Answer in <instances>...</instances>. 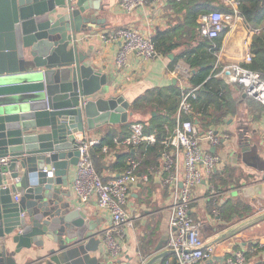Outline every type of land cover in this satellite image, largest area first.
<instances>
[{
  "label": "water",
  "instance_id": "water-1",
  "mask_svg": "<svg viewBox=\"0 0 264 264\" xmlns=\"http://www.w3.org/2000/svg\"><path fill=\"white\" fill-rule=\"evenodd\" d=\"M94 1L0 0V264H19L18 256L33 246L49 247L37 259L45 257L46 264H126L89 258L100 248V232L62 189L78 165L84 133L128 123L133 115L132 102L108 96L107 77L80 51L79 35L99 24L89 14L102 9ZM6 157L9 162L1 163ZM261 221L264 212L209 244ZM166 244L161 239L142 264H162L174 252Z\"/></svg>",
  "mask_w": 264,
  "mask_h": 264
},
{
  "label": "crops",
  "instance_id": "crops-1",
  "mask_svg": "<svg viewBox=\"0 0 264 264\" xmlns=\"http://www.w3.org/2000/svg\"><path fill=\"white\" fill-rule=\"evenodd\" d=\"M94 2L98 3V6H101L102 9L91 10L89 14L96 15L99 24L96 28L86 30L79 35L80 51L83 54L90 55L87 62L101 75L107 77L109 84L108 96H124L126 100L132 102L129 111L133 115L130 116L128 122H148L150 113L134 112L135 101L154 88L168 89L175 85L181 87L182 81L172 74V70L178 65L187 64L181 55L186 51L198 48L199 42H202L204 37L200 33L194 35L192 31H190V34L180 33L183 30L181 28L178 30L179 36H175L173 42H171L174 44L173 49L167 54L159 53V56L144 60L133 53L124 67H118L115 58L120 43L105 42L100 37L102 33L133 26L154 40L158 34L168 29L181 27L190 6L186 4L187 1L157 0L133 12H127L121 8L122 0H95ZM219 3L221 2L216 0L212 4L218 6ZM231 16H233L230 18L231 23L221 33L224 34L222 46L219 52L215 53L217 61L213 73L215 78L223 79L226 82L225 95L227 94L228 97L233 99V104L231 109L227 107L222 123L213 124L209 127L218 129L223 136L221 144L215 150L222 157V163L215 173L219 177L230 178L226 185H220L224 187L225 194L222 195L219 202L221 205L224 202L241 200L248 205L251 209L246 212L245 218L239 221L241 223L264 212V106L247 96L241 85L228 79L231 72L228 70L223 72V70L231 64L244 66L249 64L245 58L247 53L251 52L254 35L259 34L261 28L258 33H253V28L247 24L243 17L241 19L233 14ZM197 31L199 32V26ZM169 42L163 47L166 48ZM176 58H178V62L174 63ZM191 73H195L193 68ZM190 78L185 81L184 85H191ZM153 114L156 115V113ZM144 122L141 123L145 125ZM195 123L199 126L198 121H195ZM121 125L123 124L107 123L86 131L84 137L87 140H100L109 128L117 129ZM202 130L204 129L202 128ZM203 146L211 151L215 148L209 147L207 142H203ZM135 149L132 148L133 153ZM126 150L129 149L117 145L114 149H109L110 153L113 154L112 160H108V154L104 152L106 165L115 161L117 152ZM161 163L162 154L160 155V165ZM154 171L149 182L144 183L141 179L131 190L128 211L136 216V221L134 227L129 230L125 250L117 261L126 264L129 262L142 264V262L157 253L155 248L161 239L166 238L168 241L173 195L164 186L162 178L154 174ZM75 174L76 167H73L70 171L69 180L71 182L66 187L62 186V189L71 191L72 195L69 200L74 205L73 207L86 210L89 215L87 221H93L94 225L97 226L96 232H102L110 224L112 216L108 210L99 207L96 196H91L88 202H81L72 189ZM100 174L103 178L109 180L121 173L116 170H109L106 167ZM11 181L13 182V180ZM209 189L207 182L196 188L192 214L195 218L204 222L203 236L205 240L211 242L221 232L239 223L229 224L214 216L210 209V207H213V202L209 200L211 194ZM250 242H259L264 246V221L215 244V256L220 258L214 260V264H228L227 255L233 254L235 250H238L241 246L245 247ZM10 247L13 250L14 245L10 243ZM141 247L145 248L146 254L140 251ZM48 248L40 249L33 246L31 249H24L23 253L18 256L17 262L19 264H46L48 259H45V257L44 259H37L40 256H46ZM88 254L90 259L100 257L99 261L101 259L103 261L106 257L101 244L97 252H89ZM263 254L264 251L262 252V258ZM171 256L172 254H169L166 259Z\"/></svg>",
  "mask_w": 264,
  "mask_h": 264
},
{
  "label": "built area",
  "instance_id": "built-area-1",
  "mask_svg": "<svg viewBox=\"0 0 264 264\" xmlns=\"http://www.w3.org/2000/svg\"><path fill=\"white\" fill-rule=\"evenodd\" d=\"M157 0H122L121 8L133 12ZM179 2L187 0H177ZM234 8L235 16L242 19L238 11V0H218ZM231 14L215 10L201 14L199 18V33L202 37L216 39L231 23ZM260 28L253 29L258 33ZM100 37L105 42L120 43L115 62L118 67H124L131 54L135 53L144 60L159 56L155 41L137 28L124 27L113 32L102 33ZM251 52L246 55V62L253 59ZM189 64L178 65L172 74L182 81V97L176 114V126L163 141L165 146L162 153V163L154 174L162 178L163 184L173 195L171 215L169 221V238L166 249L174 250L172 256L162 264H214L215 244L205 240L203 236L204 222L192 214L195 203V190L204 182L208 183L211 192L209 200L213 202V214L219 215L220 198L225 194L224 187L216 185L212 177L222 163V157L203 146L207 142L209 147H217L222 142V133L209 127L201 130L192 120H183V115L193 111V101L198 98L199 87L184 85L192 76ZM231 72L228 78L231 82L243 87L247 96L264 106V80L260 75L241 64H231L223 72ZM156 142L153 134L145 133V125L134 122L130 126V134L123 139H115L117 146L128 149L138 148L143 143ZM99 143V139L79 140L78 150L80 158L76 166V174L72 181V189L81 202H88L91 196H96L100 208L108 210L112 216L110 224L99 234L102 250L106 259L117 261L123 254L129 237V230L134 227L136 216L128 211V203L132 188L142 179L144 183L150 181L148 174H139L141 161L129 157L127 168L117 177L105 181L98 172L92 158L91 149ZM103 152L108 154V160L113 159L108 146ZM9 158H2L1 163L7 164ZM19 179L14 182H18ZM16 201L20 193L14 195ZM143 263V262H142ZM228 264H249L246 247L241 246L230 256Z\"/></svg>",
  "mask_w": 264,
  "mask_h": 264
},
{
  "label": "trees",
  "instance_id": "trees-1",
  "mask_svg": "<svg viewBox=\"0 0 264 264\" xmlns=\"http://www.w3.org/2000/svg\"><path fill=\"white\" fill-rule=\"evenodd\" d=\"M216 0H187L186 4L190 6L182 26H177L158 34L154 41L157 50L160 54L170 52L174 44L175 36L180 33H188L190 31L195 35L199 32V16L204 13L219 10L226 14H235L233 7L219 3L218 6L212 3ZM238 11L247 24L253 28H261L259 34H255L251 45V53L254 54L252 62L246 67L257 72L264 80V0H238ZM185 4V5H186ZM183 30L178 32L179 29ZM223 35L213 40L203 39L199 42V47L184 52L181 57L185 62L195 70L190 78L192 86L199 87L198 98L193 101V111L189 114L183 115V120L198 121L199 126L205 130L210 125H217L224 121L227 107L231 109L233 99L228 97L226 93L227 84L223 79L215 78L213 68L217 61V55L222 46ZM170 40V42H169ZM169 42L166 48L163 46ZM215 45V46H214ZM178 62V58L174 63ZM242 87V86H241ZM243 88V87H242ZM182 97V90L179 85L167 88H154L139 97L133 106L134 112L150 113V119L145 123V133L153 134L156 137V142L152 144L143 143L135 149L124 152H117L115 154V161L106 165L103 152L104 146L109 149L116 147L115 138L123 139L130 134V126L133 122H128L120 126V128H109L108 131L100 138L99 143L94 145L91 149L92 158L99 173L107 167L109 170H116L122 173L127 168V158L133 157L141 161L138 172L148 174L152 179L155 167L160 165V155L164 151L163 141L166 140L176 126V114L179 108V103ZM218 113H216V112ZM153 113H156L154 116ZM106 166V167H105ZM105 181L107 179L103 178ZM213 182L217 185H226L230 178L219 177L214 174ZM213 212V207H210ZM251 208L241 200L236 202H224L219 207L220 220L229 224H236L245 218L246 212ZM246 256L248 262L251 264H264L262 252L264 246L259 242H250L246 246ZM140 251L146 254L144 247ZM228 254L227 256H231Z\"/></svg>",
  "mask_w": 264,
  "mask_h": 264
},
{
  "label": "rangeland",
  "instance_id": "rangeland-1",
  "mask_svg": "<svg viewBox=\"0 0 264 264\" xmlns=\"http://www.w3.org/2000/svg\"><path fill=\"white\" fill-rule=\"evenodd\" d=\"M229 258H230V256H229V257H227V262L229 261Z\"/></svg>",
  "mask_w": 264,
  "mask_h": 264
}]
</instances>
